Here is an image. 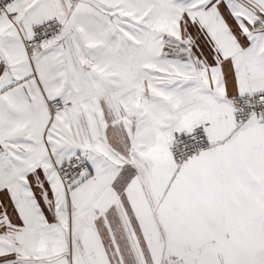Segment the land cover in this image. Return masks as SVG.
<instances>
[{
    "label": "crops",
    "instance_id": "1",
    "mask_svg": "<svg viewBox=\"0 0 264 264\" xmlns=\"http://www.w3.org/2000/svg\"><path fill=\"white\" fill-rule=\"evenodd\" d=\"M52 19L61 34L29 58ZM263 92L264 0H13L0 264H264V121L237 125L231 105ZM196 126L211 146L177 166L172 140ZM72 156L86 169L65 188Z\"/></svg>",
    "mask_w": 264,
    "mask_h": 264
},
{
    "label": "built area",
    "instance_id": "2",
    "mask_svg": "<svg viewBox=\"0 0 264 264\" xmlns=\"http://www.w3.org/2000/svg\"><path fill=\"white\" fill-rule=\"evenodd\" d=\"M13 0H0V16L7 12ZM12 17V15H10ZM63 22L52 19L39 23L31 30V36L24 41L29 58L42 46L48 44L58 37L63 30ZM47 109L51 116L61 113L65 109L62 99L56 97L48 99ZM233 118L237 125L247 122L252 117L264 121V92L238 96L231 99ZM211 142L205 130L201 126L194 127L187 133L175 135L170 146V153L177 166H180L186 159L193 157L209 149ZM86 169V162L83 157L72 156L66 162L56 168L61 184L71 187L78 183ZM171 264H185L179 260Z\"/></svg>",
    "mask_w": 264,
    "mask_h": 264
},
{
    "label": "rangeland",
    "instance_id": "3",
    "mask_svg": "<svg viewBox=\"0 0 264 264\" xmlns=\"http://www.w3.org/2000/svg\"><path fill=\"white\" fill-rule=\"evenodd\" d=\"M59 178V177H58Z\"/></svg>",
    "mask_w": 264,
    "mask_h": 264
}]
</instances>
